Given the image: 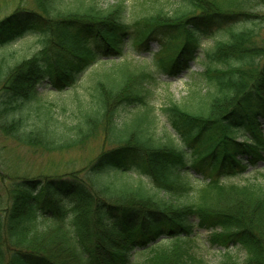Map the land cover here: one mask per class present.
Masks as SVG:
<instances>
[{"label":"trees","instance_id":"16d2710c","mask_svg":"<svg viewBox=\"0 0 264 264\" xmlns=\"http://www.w3.org/2000/svg\"><path fill=\"white\" fill-rule=\"evenodd\" d=\"M32 1L0 19V49L41 37L31 57L0 64V132L46 151L100 132L115 146L71 173L7 187L0 264H204L195 227L209 246L244 253L238 263L225 252L220 264H264V185L232 181L264 162V45L252 38L264 28V0H177L168 16L157 5L132 23L122 1ZM151 43L156 71L169 76L201 58L207 94L196 88L186 104L161 109L176 144L155 133V72L125 58ZM103 61L110 66L77 86ZM41 86L66 96L48 101Z\"/></svg>","mask_w":264,"mask_h":264},{"label":"rangeland","instance_id":"374dc122","mask_svg":"<svg viewBox=\"0 0 264 264\" xmlns=\"http://www.w3.org/2000/svg\"><path fill=\"white\" fill-rule=\"evenodd\" d=\"M101 8H110L116 3L123 2L125 6V19L128 23H132L137 14L141 11L144 13L156 12L154 7L160 5L162 17L168 16L173 9L179 8L177 0H93ZM157 1H160L159 4ZM33 7L32 0H0V19L19 6ZM259 33V34H258ZM258 36L252 38L257 45H264V28L258 30ZM41 37L35 34H29L0 49V64L2 68L8 65H14L23 58L31 57L41 48ZM213 39H208L203 43L204 47H211ZM151 52L135 54V50L127 48L125 50V58L131 67L139 69L143 68L150 72H155L156 81L151 82L153 98L151 105L155 115L154 129L156 136L160 139L176 144L177 136L171 131L162 108L168 104L184 105L191 100V91L196 88L200 89L202 95L207 94L208 88L200 81L202 67L198 63L199 58L191 64L188 72L179 74L178 76H169L161 71H156L157 66L155 58L152 55L156 52L157 45L151 43ZM118 63V59L113 60ZM113 63V62H111ZM110 66V62H100L94 64L89 70L83 73L79 78V84L88 81L89 76L100 73L102 68ZM2 81L0 83H3ZM130 80L126 83L129 85ZM88 85V84H87ZM86 88H78L79 92H83ZM43 98L53 101L54 98L60 100L66 95L63 93H51L49 88L41 86L39 89ZM53 103V102H51ZM264 131V124H263ZM104 132V131H102ZM115 146L114 143H108L103 133H99L88 139L82 147L64 149L59 151H46L36 147L25 146L13 139L4 136L0 132V209L5 208L10 200L11 188L7 187L17 178L28 177H54L71 173L87 166L100 153L105 152ZM233 182L246 183L248 181H256L264 185V163L261 162L254 168H248L247 172L240 177L232 179ZM198 234V239L194 245L197 256L203 259L204 264H220L225 257L224 253L229 252L236 262L241 263L244 259V253L237 247H230L227 251L219 247H211L206 242L207 233L197 227L194 228ZM8 256H5V261Z\"/></svg>","mask_w":264,"mask_h":264},{"label":"bare ground","instance_id":"6f19581e","mask_svg":"<svg viewBox=\"0 0 264 264\" xmlns=\"http://www.w3.org/2000/svg\"><path fill=\"white\" fill-rule=\"evenodd\" d=\"M263 163H264V162H263ZM259 164H260V163H259ZM195 177H199V176H196V175H195Z\"/></svg>","mask_w":264,"mask_h":264}]
</instances>
